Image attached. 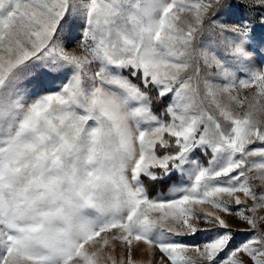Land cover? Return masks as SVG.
Listing matches in <instances>:
<instances>
[{
    "label": "snow or ice",
    "instance_id": "1",
    "mask_svg": "<svg viewBox=\"0 0 264 264\" xmlns=\"http://www.w3.org/2000/svg\"><path fill=\"white\" fill-rule=\"evenodd\" d=\"M257 24L264 0H0V264H264Z\"/></svg>",
    "mask_w": 264,
    "mask_h": 264
},
{
    "label": "rangeland",
    "instance_id": "2",
    "mask_svg": "<svg viewBox=\"0 0 264 264\" xmlns=\"http://www.w3.org/2000/svg\"><path fill=\"white\" fill-rule=\"evenodd\" d=\"M257 31H258V32H264V26L257 24ZM258 63H259V61H258ZM42 86H43V87H47V88H54V87H55V85H53V84L50 83V82H42ZM37 91H39V88H37ZM244 94L246 95L247 93H244ZM166 100H167V101H166V104H165V105L168 104V102H169V98H167ZM165 105H159L158 107H155V108H154V111H156V112H160V111L164 108ZM146 181H147V179L144 180V183H145ZM165 181H167L168 184H165V185H164V184H161V185H159L157 191H156L154 194H150V192H149V194H150L152 197H156L158 194H164V195H167V194H168L169 187H170L173 183H175V182L177 181V177H172L171 180H165ZM145 185H146V183H145ZM147 187H148V186H147ZM233 224H234V226L244 227V225H237L235 221H233ZM118 253H119V249H117V254H118ZM133 258H134V259H137V260H147V259H148L146 252L143 250V247L141 248V250H140L138 253H136V254L134 255Z\"/></svg>",
    "mask_w": 264,
    "mask_h": 264
},
{
    "label": "trees",
    "instance_id": "3",
    "mask_svg": "<svg viewBox=\"0 0 264 264\" xmlns=\"http://www.w3.org/2000/svg\"><path fill=\"white\" fill-rule=\"evenodd\" d=\"M166 99L167 98H165L164 101H162L160 105H165L166 104V101H167ZM145 183L148 186V190H149L150 194H154L157 191L159 185H161V184H164V185L165 184H168L167 181L151 182V181H148V180Z\"/></svg>",
    "mask_w": 264,
    "mask_h": 264
}]
</instances>
